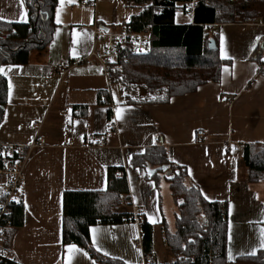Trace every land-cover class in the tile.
Here are the masks:
<instances>
[{
	"label": "crops",
	"instance_id": "0c3cea01",
	"mask_svg": "<svg viewBox=\"0 0 264 264\" xmlns=\"http://www.w3.org/2000/svg\"><path fill=\"white\" fill-rule=\"evenodd\" d=\"M69 6L65 22L59 23L58 3L59 24L45 50H32L26 65L0 68L9 83L8 103L0 109V145H30L37 135L35 123L42 124L45 141L26 164L24 225L7 231L5 248L12 262L98 264L83 248L63 244V196L66 191H105L106 170L121 167L130 197L116 211L133 214L139 209L142 220L154 228L153 264H174L164 236L165 226L171 233L177 230L172 171L167 168L171 173L166 175L152 165L146 173L132 166V158L151 147L165 148L169 161L186 169V185H197L207 201L228 204V264H242L240 257L264 249V182L248 184L244 162L246 147L264 145V20L210 28L224 61L218 83L167 104L130 105L124 98L115 103V83H108L99 64L76 67L63 79L56 73L59 62L87 57L93 48L95 13L93 19L88 9ZM28 20L25 0H0V21ZM117 23L115 17L110 22ZM108 88L116 107L111 121L115 129L108 122V107L99 103V94ZM83 106L87 111L75 110ZM199 130L206 133L203 141L196 140ZM102 140L104 144L97 143ZM141 224L95 225L91 243L110 259L145 264Z\"/></svg>",
	"mask_w": 264,
	"mask_h": 264
},
{
	"label": "trees",
	"instance_id": "16d2710c",
	"mask_svg": "<svg viewBox=\"0 0 264 264\" xmlns=\"http://www.w3.org/2000/svg\"><path fill=\"white\" fill-rule=\"evenodd\" d=\"M29 9L27 23L0 21V68L4 65H26L32 50H45L52 42L57 28L55 14L59 0H25ZM133 6H143L130 24L136 31L151 37L148 53L131 56L119 65L115 81L123 88L126 104H167L174 97L197 91L200 86L218 83L224 61L219 51L209 48V41L218 38L212 33L214 25L236 22L256 23L264 20V0H196L190 24L176 23V14L188 13L185 4L192 0H122ZM3 37H6L5 39ZM106 92L99 94V103ZM8 79L0 72V109L8 103ZM144 95V96H142ZM87 107L75 110L87 111ZM0 114V120H1ZM108 122L113 113L108 109ZM248 184L264 182V145L245 149ZM167 166L173 177L170 189L178 205L177 230L164 227L165 243L174 264H228V204L207 201L195 184L187 186L185 168L173 165L163 147H151L132 158V166L148 173L149 166ZM105 191H66L63 196V244H75L98 264H125L98 253L91 243L90 229L95 225H117L135 221L133 214L116 210L129 199L130 189L126 171L109 167ZM158 178V174L152 176ZM157 182V181H156ZM11 225L22 227L25 222L23 203L13 208ZM142 246L145 256L153 255L154 228L142 221ZM242 264H264V249L256 255L240 257ZM8 264H16L10 262Z\"/></svg>",
	"mask_w": 264,
	"mask_h": 264
},
{
	"label": "built area",
	"instance_id": "2783aa9c",
	"mask_svg": "<svg viewBox=\"0 0 264 264\" xmlns=\"http://www.w3.org/2000/svg\"><path fill=\"white\" fill-rule=\"evenodd\" d=\"M120 2L122 0H112ZM84 7H92L97 11L98 0L92 2H82ZM196 7V0L185 4V9L192 13ZM93 27V48L91 53L84 58L73 57L66 61H61L56 66V73L63 79L69 72L81 66H90L99 64L103 69V75L108 83L115 81L116 70L119 65L128 63L131 56L146 54L151 49V37L149 34L136 31L130 22L122 25L103 26L95 18ZM236 21L241 22L240 15H236ZM4 39L6 37H3ZM264 66V65H263ZM110 90L103 95L102 101L108 102ZM108 109L112 113L116 107L111 103ZM42 124L35 123L33 129L37 132L35 140L28 146L18 145H0V183L2 190L0 193V264L12 262L10 252L5 248L7 231L11 225V215L13 208L22 204V189L25 183V169L31 152L34 149L44 146V138L40 134ZM111 129L115 125L111 122ZM196 140L203 141L206 139V133L202 130L196 132ZM104 144V141L101 142ZM71 144V142L69 143ZM129 202L128 199L125 200ZM134 219L137 223H142V217L139 209L134 210ZM155 257L148 255L144 259L145 264H153Z\"/></svg>",
	"mask_w": 264,
	"mask_h": 264
},
{
	"label": "rangeland",
	"instance_id": "374dc122",
	"mask_svg": "<svg viewBox=\"0 0 264 264\" xmlns=\"http://www.w3.org/2000/svg\"><path fill=\"white\" fill-rule=\"evenodd\" d=\"M92 2L93 0H60L59 2V7H60V16L58 17V22L62 23L65 22L66 20V13H67V8H69V5H73L74 8L79 11L80 9H88L85 10L90 14V16L94 19V13H95V18L98 20H103L104 22H107V24H110L111 20L115 17L116 20L118 21L116 26H122L128 22H130L132 17H135L139 15L142 10L143 6H133L132 4L129 3H124L123 1L118 2L119 5H115L112 0H98V8L97 11L93 9L92 7H82V2ZM82 7V8H81ZM56 15V14H55ZM56 21V18H55ZM192 21V14L190 12L188 13H183L179 11L176 14V23L177 24H187L191 23ZM56 22L57 24H59ZM63 25H61L62 27ZM102 68V67H101ZM115 83L114 86V92H113V98L115 97L114 101L116 102H122L123 101V88L122 85L119 82H114L111 81L110 84ZM248 179V177H247ZM246 179V181H247ZM166 185V184H165ZM177 218V215H176ZM173 228V227H172ZM156 264H161L160 262Z\"/></svg>",
	"mask_w": 264,
	"mask_h": 264
},
{
	"label": "water",
	"instance_id": "95a60500",
	"mask_svg": "<svg viewBox=\"0 0 264 264\" xmlns=\"http://www.w3.org/2000/svg\"><path fill=\"white\" fill-rule=\"evenodd\" d=\"M209 48L210 49H212V50H216V42H215V40L214 39H211L210 41H209ZM167 166H163V167H161L159 170L160 171H164V172H166L165 174L166 175H169L170 173H171V171H167ZM152 174H155L156 173V171H152L151 172ZM173 177L171 176L170 177V179H172Z\"/></svg>",
	"mask_w": 264,
	"mask_h": 264
},
{
	"label": "snow or ice",
	"instance_id": "6c2138e0",
	"mask_svg": "<svg viewBox=\"0 0 264 264\" xmlns=\"http://www.w3.org/2000/svg\"><path fill=\"white\" fill-rule=\"evenodd\" d=\"M10 88H11V86H10ZM118 115H119V113H118ZM94 231V230H93ZM262 237H264V230H262ZM262 246H264V238H262ZM86 255V254H85Z\"/></svg>",
	"mask_w": 264,
	"mask_h": 264
}]
</instances>
